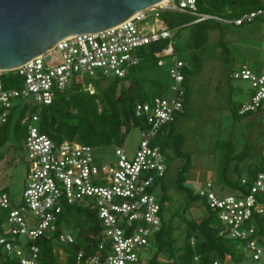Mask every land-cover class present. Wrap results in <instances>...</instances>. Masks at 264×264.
<instances>
[{
	"label": "built area",
	"instance_id": "built-area-1",
	"mask_svg": "<svg viewBox=\"0 0 264 264\" xmlns=\"http://www.w3.org/2000/svg\"><path fill=\"white\" fill-rule=\"evenodd\" d=\"M163 10L185 12L196 16L193 22L213 20L226 25H241L264 16V8L243 13L237 18L200 13L195 0H167L146 9L113 27L94 32L77 33L58 41L13 70L0 71V121L22 107L49 105L54 97L77 83L89 95L96 93L94 83L108 78H124L131 67L140 63L143 47L167 41L155 52L158 65L169 62L167 89L149 100L137 102L135 116L147 123L135 152L127 155L115 146L111 155H96L98 147L75 139L55 141L39 129V115L27 112L20 123L25 125L23 144L27 152V184L22 201L13 205L7 192L0 189V208L8 213L0 232V264L5 255L14 256L20 264H39L38 247L29 242L40 236H53L58 243H72L70 231L59 228L62 208L81 204L94 209L99 221L97 252H78L80 264H141L139 249L150 246V239L161 227V195L153 193L166 171L161 148L153 138L162 127L183 110L185 96L184 62L177 57L173 30L159 17ZM10 73L19 83L5 87L2 77ZM246 80L251 87L247 102L238 114L264 106V71L255 72L243 64L231 73ZM260 169L248 191L239 188L231 194H218L207 181L197 191L218 223V233L237 241L242 254L238 261L230 255L209 264H264V141L260 144ZM241 179L242 184H247ZM190 246L194 239L190 237ZM26 247V248H25ZM192 264H200L194 254Z\"/></svg>",
	"mask_w": 264,
	"mask_h": 264
},
{
	"label": "rangeland",
	"instance_id": "rangeland-1",
	"mask_svg": "<svg viewBox=\"0 0 264 264\" xmlns=\"http://www.w3.org/2000/svg\"><path fill=\"white\" fill-rule=\"evenodd\" d=\"M173 41L178 56L186 61L183 69L185 96L183 110L153 138L166 163L164 176L153 193L157 198L163 193L165 201L161 217L171 225L174 246L180 247L185 238L186 221L198 222L211 213L205 201L192 196L207 181L213 184V190L218 194L234 193L232 184L240 183L241 179L251 175L256 165H261L264 106L238 114L239 105L249 100L251 87L248 81L235 79L231 73L244 63L255 72L264 69V16L241 25L209 29L203 42L197 44L192 43L190 28H183L179 35L173 36ZM165 60L162 66H157L152 59L142 60L130 68L129 78L119 87H127L132 79L144 80L149 97L156 91L146 86L147 80L167 88L169 62ZM15 77L18 80L14 82L19 83L20 77ZM42 108L38 105L36 113ZM17 116L18 112H13L7 140L0 148L4 153L0 160V189L7 192L13 205L22 201V192L28 181L26 148L23 137L14 126ZM140 139L141 129L132 126L120 146L131 156ZM114 147L108 145L94 152L109 156ZM187 193H190L189 197ZM154 251L153 245L139 249L140 259L147 261ZM160 258L163 262L168 261ZM243 260L248 264H261L248 257Z\"/></svg>",
	"mask_w": 264,
	"mask_h": 264
},
{
	"label": "trees",
	"instance_id": "trees-1",
	"mask_svg": "<svg viewBox=\"0 0 264 264\" xmlns=\"http://www.w3.org/2000/svg\"><path fill=\"white\" fill-rule=\"evenodd\" d=\"M197 11L221 17L237 18L243 13L264 8V0H195ZM163 24L173 30V36L179 35L183 28H190L192 43H202L209 29L226 25L213 20H202L193 22L196 16L185 12L163 10L159 14ZM167 41H160L143 47L140 51V62L142 60H155L157 66L159 58L155 56L157 50L163 49ZM175 52L177 48L174 44ZM177 57L184 62V58ZM191 57H193L191 53ZM129 78V73L124 78H108L96 81V93L89 95L83 91L79 84L72 83L66 90L58 93L51 104L43 106L38 113L39 129L55 141L63 139L77 140L83 144L94 147L108 145L120 146L124 140L125 133L132 127L145 129L147 123L143 117L135 116L134 106L137 102L146 101L153 96L163 93L167 88L157 86L155 81L147 80L146 86L154 88L155 94L148 96L144 88V80L132 79L127 87H119V84ZM13 79V80H12ZM17 77L8 74L2 77L5 87L17 85ZM13 81V82H11ZM102 82L105 85L102 86ZM34 107L25 105L14 121V126L25 137V125L20 121L29 112H36ZM13 110L7 115L5 121H0V148L5 144ZM153 143L155 141L153 140ZM4 153L0 152V160ZM260 169L256 165L251 175L246 179L247 184L235 182L234 189L239 188L243 192L248 191L255 173ZM179 182V178H177ZM186 196H190L187 193ZM197 198L198 195L192 196ZM165 201L161 194V209ZM8 210L0 208V232L2 223L7 216ZM59 228H65L74 236L72 243H58L53 236H40L29 242L38 247L39 264H80L76 262L78 252L85 255L95 254L100 241L99 221L94 209L81 204H68L63 206L59 216ZM212 219V222L210 220ZM160 230L150 239L155 251L153 255L141 264H192V257L197 254L200 264H209L212 260L223 259L228 254L234 261H238L242 254L237 249V241L229 239L218 233V223L212 213L202 217L198 222H187L184 242L180 247L174 246V239L171 236V225L161 217ZM194 239V246H190L189 239ZM26 248V247H25ZM161 257L167 259L163 262ZM162 258V259H163ZM1 264H20L14 256L5 255Z\"/></svg>",
	"mask_w": 264,
	"mask_h": 264
},
{
	"label": "water",
	"instance_id": "water-1",
	"mask_svg": "<svg viewBox=\"0 0 264 264\" xmlns=\"http://www.w3.org/2000/svg\"><path fill=\"white\" fill-rule=\"evenodd\" d=\"M161 0H0V71L13 70L58 41L101 31Z\"/></svg>",
	"mask_w": 264,
	"mask_h": 264
},
{
	"label": "bare ground",
	"instance_id": "bare-ground-1",
	"mask_svg": "<svg viewBox=\"0 0 264 264\" xmlns=\"http://www.w3.org/2000/svg\"><path fill=\"white\" fill-rule=\"evenodd\" d=\"M166 2H167V0H161V1L157 2L156 4H154L153 7L157 6L159 4H165Z\"/></svg>",
	"mask_w": 264,
	"mask_h": 264
},
{
	"label": "crops",
	"instance_id": "crops-1",
	"mask_svg": "<svg viewBox=\"0 0 264 264\" xmlns=\"http://www.w3.org/2000/svg\"><path fill=\"white\" fill-rule=\"evenodd\" d=\"M244 64L248 66V64H246V63H244ZM241 65H243V64H241ZM241 65H239V66H241ZM239 66H238V67H239ZM238 67H237V68H238ZM248 67H249V66H248ZM237 68H236V69H237ZM260 71H264V69H259V71H257V72H260Z\"/></svg>",
	"mask_w": 264,
	"mask_h": 264
}]
</instances>
